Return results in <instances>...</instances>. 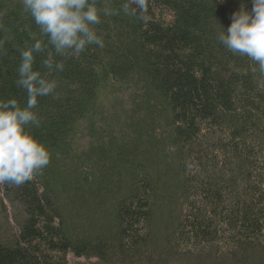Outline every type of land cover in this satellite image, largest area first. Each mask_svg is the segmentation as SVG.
I'll return each mask as SVG.
<instances>
[{
  "label": "trees",
  "instance_id": "obj_1",
  "mask_svg": "<svg viewBox=\"0 0 264 264\" xmlns=\"http://www.w3.org/2000/svg\"><path fill=\"white\" fill-rule=\"evenodd\" d=\"M241 6L253 0H149L147 24L101 13L104 47L53 73L59 99L38 98L28 130L50 164L0 185V264H264V77L216 39ZM0 14V100L23 107L19 50L38 29L21 0Z\"/></svg>",
  "mask_w": 264,
  "mask_h": 264
},
{
  "label": "clouds",
  "instance_id": "obj_2",
  "mask_svg": "<svg viewBox=\"0 0 264 264\" xmlns=\"http://www.w3.org/2000/svg\"><path fill=\"white\" fill-rule=\"evenodd\" d=\"M21 4L23 13L31 17L38 29V35L29 33L34 43L19 50L21 63L16 84L27 94L26 106L22 107L15 98L0 100V185L16 188L32 182L50 164L49 151L28 130L29 126L41 125L35 111L38 98L59 99L54 95L58 85L51 79L53 73L62 72L64 61L79 58L89 46L104 47L96 32V26L102 23L101 13L111 17L122 12L144 24L151 20L149 0H125L119 8H114L111 0H104L102 9L97 7V0H21ZM216 39L233 55L258 65V72L264 77V0H253L251 13L241 6L233 14L227 32H218ZM4 43L0 40V52ZM37 54L45 56L41 62L44 72L34 70Z\"/></svg>",
  "mask_w": 264,
  "mask_h": 264
}]
</instances>
